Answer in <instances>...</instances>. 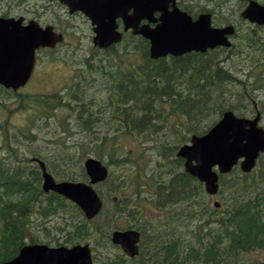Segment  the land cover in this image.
Instances as JSON below:
<instances>
[{"label":"trees","instance_id":"16d2710c","mask_svg":"<svg viewBox=\"0 0 264 264\" xmlns=\"http://www.w3.org/2000/svg\"><path fill=\"white\" fill-rule=\"evenodd\" d=\"M208 11L214 13L202 6V12ZM218 15L217 25L231 24L228 13L218 11ZM255 32L246 35L247 44L157 61L150 56L147 40L127 35L102 53L109 54L103 62L119 64V72L112 73L103 67L101 73L93 76L96 78L79 82L66 96H35L33 102L43 114V121L61 111L72 115L49 129V137L59 140L62 154L49 158L36 148L29 151L30 158L45 161L58 179L88 180L83 161H79L78 173L61 174L64 165L73 169L69 161L75 159L76 151L92 150L94 146L95 158L103 161V156H117L118 162L125 164L134 150L125 143L118 145L119 135L154 140L162 161H156L148 177L153 181V204L160 215L155 219L142 217L139 205L145 187L138 180L126 183L124 176L116 183L111 173L98 187L103 211L96 220L87 221L74 204L55 194H45L39 168L16 162V151L11 148L14 144L9 143L3 148L8 155L0 159V263L14 259L27 244L70 247L91 243L95 264H123L124 257L112 245L111 234L121 229V221L126 220L142 236L140 252L144 258L140 254V264H249L248 255L264 248V155L252 173L234 170L221 178L222 208H216L204 185L185 172L176 153L190 136L208 133L227 111L249 118L258 114L256 99L258 91L264 89V43ZM243 45L254 52L251 64L243 69L247 75H239L243 72L239 65L230 62L232 51L247 52ZM124 50L137 53L140 59V63L129 65L130 71L123 67ZM93 61L98 64L95 68H91L89 59L82 64L90 73L101 67L98 58ZM93 85L105 95V105L91 94L96 90ZM10 94L0 87V99ZM101 108L117 121V128L102 126L101 115L97 114ZM175 116L178 121L173 123L171 118ZM20 134L31 145L37 146L41 139L46 144L50 141L42 137L44 132L31 130ZM9 140L12 141L11 137ZM133 187L135 195L131 192ZM58 217L64 218V226L55 227V239L46 226V240L34 236L35 220H40L41 226L46 219ZM57 235H61L63 242H57Z\"/></svg>","mask_w":264,"mask_h":264},{"label":"water","instance_id":"95a60500","mask_svg":"<svg viewBox=\"0 0 264 264\" xmlns=\"http://www.w3.org/2000/svg\"><path fill=\"white\" fill-rule=\"evenodd\" d=\"M65 3L71 13H84L94 26V44L108 49L119 43L123 34L118 31L117 20L123 19L125 30L133 29L151 43V56L159 59L168 55L182 56L190 52L205 53L208 49L229 47V36L234 35L232 26L215 28L212 15H201L194 21L187 13L175 5L169 11L173 0H59ZM243 17L253 24L264 25V5L254 0ZM134 9V14L129 11ZM161 12V24L156 28L140 26L143 20L152 22L154 12ZM23 19L0 18V84L8 89L18 90L26 86L35 68L36 50L41 47L54 48L63 40L53 28H41L36 22L23 24ZM256 119L237 117L232 111L226 112L222 120L204 136H193L190 145L183 146L178 156L185 159L188 173L205 183L208 194L219 192L220 175L229 174L241 163L245 173H251L257 165L260 154L264 152V129ZM44 190L54 191L77 203L89 220L102 211L103 201L94 188L108 179L109 171L102 162L89 159L85 163L90 183H57L48 173L43 162ZM216 206L220 205L216 203ZM112 241L131 257L139 253L140 234L130 230L113 233ZM3 264H93L89 245L73 248H50L30 246L22 249L20 255L11 262Z\"/></svg>","mask_w":264,"mask_h":264},{"label":"rangeland","instance_id":"374dc122","mask_svg":"<svg viewBox=\"0 0 264 264\" xmlns=\"http://www.w3.org/2000/svg\"><path fill=\"white\" fill-rule=\"evenodd\" d=\"M258 1L263 3L262 0ZM243 3L244 2L240 0H202L199 5L201 8L205 6L213 10L215 18L219 17L218 11L229 14V22L232 25H236L238 30V35L236 39H234L235 45L239 43L247 44V41L244 39L249 32L254 30L256 31L255 33L258 34V39L260 38L264 43V28H259L255 25H251L247 21H242L243 19L241 20L240 16L244 10ZM236 10H238V12H236ZM20 16L25 17L27 20H38L44 25L52 24L60 33L62 32L65 34V41L63 44L53 51L45 50L40 53V67L38 66L37 72L31 83L23 90L10 94L4 97V99H0V126L2 127L0 130L3 131L0 132V159L3 155H8L6 151H3V148L11 143L14 144L11 148L16 151V162L33 166L34 164L28 161L31 159L29 151L32 148H36L35 150L39 151L44 156L47 155L49 158L58 155V153L62 154V150H60L62 147L58 142L59 140L56 141L53 137L50 138L51 134H49V129L56 127V124L62 123L66 116H72L68 112L61 111L56 113L55 117L50 118L49 121H43V114L38 112L35 106L36 104L33 102L35 95L61 93L63 96H66L77 87L79 82H85V80L87 81L90 78H96L93 76H97L101 73V68L104 67L114 73V71L119 72L120 66L114 61L103 62L104 57H109V54H102L103 50L94 46V33L91 23L82 14L75 13L70 15L68 9L62 6V4H50L44 0H0V17L15 18ZM220 20H222V18H220ZM127 37H129V35ZM124 45L125 44H123L122 47ZM242 47H244L247 52L239 54L240 51L234 50L232 51L233 56L230 59L232 65H239V71H243L246 66L251 64L253 59L252 55L254 54V52H251L250 49L248 50L246 46L243 45ZM259 56L262 57L261 55ZM122 57L124 59L123 67L127 71L131 70V68H128L129 65L140 63L137 53L131 54V52L124 50ZM96 58H98V61H101V67L93 69V73H95L93 74L90 73L87 66L82 64L86 59H89L92 60L91 68H95L98 64L93 60ZM229 64L230 63L227 65ZM239 75H247V72H240ZM94 89L96 90H93L91 94L100 104L105 105V95L102 94V91L98 92V87L94 86ZM258 93H260V95H258V99L256 100H258V105L262 110L261 125H264V89L258 91ZM28 106L30 109L27 108ZM96 110L98 109L96 108ZM245 110L246 109H243V111ZM97 114L101 115V121L99 122L102 126L117 128V121L105 115L103 108L99 109ZM171 121L176 123L178 117L175 116L171 118ZM37 124L39 127L36 126ZM31 130L34 132H44L45 134H43L42 137L50 140L49 143L46 144L41 139L37 142V146L35 143L34 145L29 144L21 137L20 132L27 133ZM8 137H11L12 141L9 140L10 142H8ZM21 141H23L24 144H22ZM18 143H20L22 147H19ZM116 143L118 145L122 143L130 145L134 152L133 156L130 157V161H127L125 164L119 163V158L117 156V158L113 157V159L108 156H103L104 163L108 165L111 173L114 174V182H120L123 176L126 183H132L138 180V183H141L142 186L145 187L142 189V195L144 197L142 201V214L145 218H157L160 212L153 204V191L150 188L153 181L148 177L150 175V169L156 161H162V158L158 156L155 150L154 140L146 136L134 138L119 135ZM93 149H95L94 146L92 150L76 151L75 159L72 158L69 161L73 169L68 165H64L61 167V174L71 176L74 173H78L81 169L80 162H84L87 158L95 156L94 153H92ZM67 154L70 153L67 152ZM85 154H89V156L85 158ZM135 187H138V185ZM131 189L127 190V193H129ZM131 192H133V190H131ZM222 197L223 194L220 193L217 198L212 199V202H222ZM65 216L66 215L63 217ZM39 221L38 219L35 220L34 226L37 228L34 230V236L37 235V237L42 240H46L47 238V234H45L44 231L45 226L52 231L51 234L54 235L53 239L56 238L57 233L55 227L64 226V218L62 217L46 219L41 226H38L40 225V223H38ZM121 224L123 227H126L127 221H121ZM60 237L61 235H57V242H63V239ZM142 257L144 258L143 254ZM248 258L247 262L249 264H264V251L252 253L248 255Z\"/></svg>","mask_w":264,"mask_h":264},{"label":"flooded vegetation","instance_id":"af4514ba","mask_svg":"<svg viewBox=\"0 0 264 264\" xmlns=\"http://www.w3.org/2000/svg\"><path fill=\"white\" fill-rule=\"evenodd\" d=\"M44 1L45 2H48L50 4H57L58 3L57 1H54V0H44ZM197 2H199V0H190V1H187V0H177V4L176 5L177 6L178 5H190L193 8V11L194 12L195 11L196 12H199L200 11V6L197 4ZM171 9H172V7H171ZM132 13H133V10L130 12V14H132ZM159 17H160V14L158 12H156L155 15H154V17H153V19L155 21L150 23V26L151 27H156L160 23L159 21H157L159 19ZM147 23H148V21H144L142 23V25L147 24ZM118 24H119V29L121 31H123L124 30V24H123L122 20H119L118 21ZM92 30H93V28H92ZM128 33H132V32H128Z\"/></svg>","mask_w":264,"mask_h":264}]
</instances>
